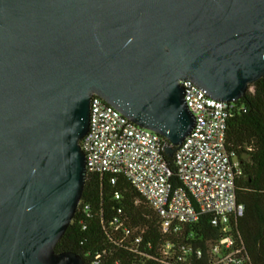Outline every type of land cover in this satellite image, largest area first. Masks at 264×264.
<instances>
[{
    "label": "water",
    "instance_id": "obj_1",
    "mask_svg": "<svg viewBox=\"0 0 264 264\" xmlns=\"http://www.w3.org/2000/svg\"><path fill=\"white\" fill-rule=\"evenodd\" d=\"M263 78L264 0H0V264H86L56 248L93 97L172 158L196 123L182 81L233 103Z\"/></svg>",
    "mask_w": 264,
    "mask_h": 264
},
{
    "label": "built area",
    "instance_id": "obj_2",
    "mask_svg": "<svg viewBox=\"0 0 264 264\" xmlns=\"http://www.w3.org/2000/svg\"><path fill=\"white\" fill-rule=\"evenodd\" d=\"M181 85L196 123L172 157L180 187L171 182L174 174L165 160V139L134 124L98 96L92 99L90 129L81 141L88 175H106L112 186L119 178L125 179L157 214L164 235L179 239L187 226L204 216L223 233L208 243L206 252L192 243L174 242L165 245V256H178L187 264L205 257L208 264H246L244 246L228 226L245 213L236 193L243 169L235 154L226 149L228 123L243 107L237 105L239 101L227 103L209 97L192 81H182ZM115 197L120 199V194ZM89 213L86 206L83 214L89 217ZM114 223L122 226L119 218ZM124 232L131 234L127 228ZM141 242L139 238L137 243ZM92 264H99V258Z\"/></svg>",
    "mask_w": 264,
    "mask_h": 264
},
{
    "label": "trees",
    "instance_id": "obj_3",
    "mask_svg": "<svg viewBox=\"0 0 264 264\" xmlns=\"http://www.w3.org/2000/svg\"><path fill=\"white\" fill-rule=\"evenodd\" d=\"M237 105L243 111L228 123L226 149L235 154L243 169L236 193L245 213L228 226L244 246L246 264H264V78L250 86ZM165 160L174 174L171 182L180 187L174 158L165 155ZM116 193L120 199H116ZM86 206L89 217L83 214ZM115 218L120 219L121 227L114 223ZM125 228L131 231L129 236ZM222 236L220 228L213 227L207 216L187 226L179 239L164 235L157 214L125 179L119 178L117 185L112 186L106 175L89 174L79 210L56 250L75 252L86 264L97 258L99 264H187L179 261L178 256H165V245L192 243L206 252L208 243ZM139 238L141 243H137ZM192 264H208V259L193 260Z\"/></svg>",
    "mask_w": 264,
    "mask_h": 264
}]
</instances>
